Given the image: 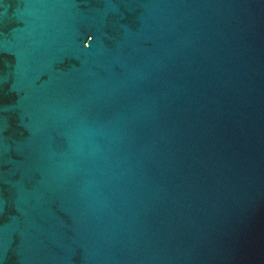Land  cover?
Wrapping results in <instances>:
<instances>
[{
    "label": "water",
    "instance_id": "95a60500",
    "mask_svg": "<svg viewBox=\"0 0 264 264\" xmlns=\"http://www.w3.org/2000/svg\"><path fill=\"white\" fill-rule=\"evenodd\" d=\"M0 264H264V0H0Z\"/></svg>",
    "mask_w": 264,
    "mask_h": 264
},
{
    "label": "clouds",
    "instance_id": "9594fccd",
    "mask_svg": "<svg viewBox=\"0 0 264 264\" xmlns=\"http://www.w3.org/2000/svg\"><path fill=\"white\" fill-rule=\"evenodd\" d=\"M89 40H91V37H90V39Z\"/></svg>",
    "mask_w": 264,
    "mask_h": 264
}]
</instances>
